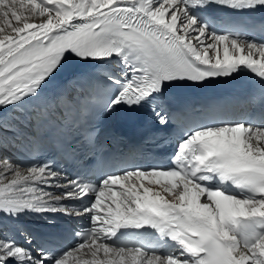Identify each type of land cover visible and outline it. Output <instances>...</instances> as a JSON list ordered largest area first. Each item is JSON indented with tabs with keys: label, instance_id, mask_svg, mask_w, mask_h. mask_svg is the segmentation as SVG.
Here are the masks:
<instances>
[{
	"label": "snow or ice",
	"instance_id": "snow-or-ice-1",
	"mask_svg": "<svg viewBox=\"0 0 264 264\" xmlns=\"http://www.w3.org/2000/svg\"><path fill=\"white\" fill-rule=\"evenodd\" d=\"M214 6L251 14L264 0H0V113L38 99L72 60L115 66L106 73L109 113L154 102L181 81L245 71L264 80V42L240 28L218 31L203 15ZM155 116L168 124L163 111ZM58 211L88 219L74 246L0 234V264H264V123L192 127L168 167L124 169L95 184L51 160L2 162L0 216Z\"/></svg>",
	"mask_w": 264,
	"mask_h": 264
},
{
	"label": "bare ground",
	"instance_id": "bare-ground-1",
	"mask_svg": "<svg viewBox=\"0 0 264 264\" xmlns=\"http://www.w3.org/2000/svg\"><path fill=\"white\" fill-rule=\"evenodd\" d=\"M106 66V65H102ZM101 67V66H99ZM85 78L80 72H74L70 75L72 89L77 88V83L82 85ZM30 121L28 115L23 109L19 111L9 110L0 113V166L3 161L22 162L24 155L27 151V136L30 130ZM8 147L9 150H6ZM4 149V150H3ZM11 152L7 154L6 152ZM56 194H60V189L54 190ZM75 203L73 209H79L82 205L80 201L65 200L61 202V206ZM50 213V212H49ZM47 212H28L17 218H7L0 216V234H4V230L9 226V222L14 221L12 224H19L24 228L25 236H28L31 240H34L33 234L37 232H53V226L50 223L51 218ZM81 217V216H80ZM86 219L87 217H81ZM6 227V228H5ZM19 227V226H18ZM22 231V229L19 227ZM20 231V232H21Z\"/></svg>",
	"mask_w": 264,
	"mask_h": 264
},
{
	"label": "rangeland",
	"instance_id": "rangeland-1",
	"mask_svg": "<svg viewBox=\"0 0 264 264\" xmlns=\"http://www.w3.org/2000/svg\"><path fill=\"white\" fill-rule=\"evenodd\" d=\"M4 150V149H3Z\"/></svg>",
	"mask_w": 264,
	"mask_h": 264
}]
</instances>
